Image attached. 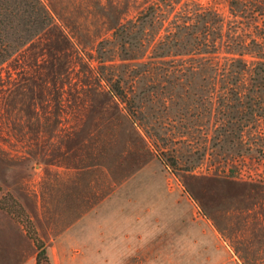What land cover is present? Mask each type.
I'll use <instances>...</instances> for the list:
<instances>
[{
	"label": "rangeland",
	"instance_id": "obj_1",
	"mask_svg": "<svg viewBox=\"0 0 264 264\" xmlns=\"http://www.w3.org/2000/svg\"><path fill=\"white\" fill-rule=\"evenodd\" d=\"M38 1L0 64V209L82 227L75 264H264V0Z\"/></svg>",
	"mask_w": 264,
	"mask_h": 264
},
{
	"label": "trees",
	"instance_id": "obj_2",
	"mask_svg": "<svg viewBox=\"0 0 264 264\" xmlns=\"http://www.w3.org/2000/svg\"><path fill=\"white\" fill-rule=\"evenodd\" d=\"M148 9H152V7L149 6ZM263 13L264 4L259 14L262 15ZM46 23L47 14L43 7L40 6L38 0H0V64L16 51L18 47L40 31ZM118 31L119 28L113 34L116 35ZM113 90L121 99L125 100L126 96L119 87L113 88ZM258 104L260 103L258 102ZM255 113H250V115H254ZM263 114L264 111L262 110L260 113L255 114L253 119L258 120ZM13 202L17 210L24 217V223L17 221L21 224L26 236L36 248L34 264H48L43 241L38 237L31 220L22 207L16 201ZM0 208L4 209L14 218L13 212L9 209L1 205Z\"/></svg>",
	"mask_w": 264,
	"mask_h": 264
},
{
	"label": "crops",
	"instance_id": "obj_3",
	"mask_svg": "<svg viewBox=\"0 0 264 264\" xmlns=\"http://www.w3.org/2000/svg\"><path fill=\"white\" fill-rule=\"evenodd\" d=\"M30 219L44 243L48 264H75L70 251L79 253L85 248L84 229L67 225L48 231L43 223ZM35 254L36 248L22 227L0 209V264H34Z\"/></svg>",
	"mask_w": 264,
	"mask_h": 264
}]
</instances>
